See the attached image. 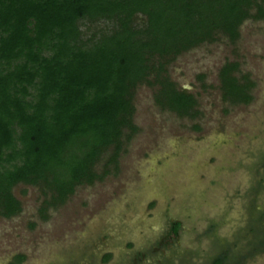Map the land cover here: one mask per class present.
Instances as JSON below:
<instances>
[{
    "label": "rangeland",
    "instance_id": "rangeland-1",
    "mask_svg": "<svg viewBox=\"0 0 264 264\" xmlns=\"http://www.w3.org/2000/svg\"><path fill=\"white\" fill-rule=\"evenodd\" d=\"M80 29L88 36L94 26ZM225 62L252 82L248 104L222 101L217 72ZM165 68L197 115L159 108L158 86L138 84L136 130L122 138L115 171L109 165L101 180L76 186L45 219L40 188L13 187L20 211L0 218V264L16 256L19 264H212L223 255L224 264H264V247L253 249L264 241V18L242 22L233 43L217 35Z\"/></svg>",
    "mask_w": 264,
    "mask_h": 264
},
{
    "label": "trees",
    "instance_id": "trees-1",
    "mask_svg": "<svg viewBox=\"0 0 264 264\" xmlns=\"http://www.w3.org/2000/svg\"><path fill=\"white\" fill-rule=\"evenodd\" d=\"M263 18L264 0H0V218L20 211L18 184L40 188L45 219L76 186L115 171L122 138L136 130L138 84L158 86L159 108L194 118L195 100L168 80L166 65L217 35L233 43L242 22ZM81 23L94 26L88 36ZM235 74V62L218 69L221 99L246 105L253 84ZM179 227L171 224L173 236Z\"/></svg>",
    "mask_w": 264,
    "mask_h": 264
},
{
    "label": "flooded vegetation",
    "instance_id": "flooded-vegetation-1",
    "mask_svg": "<svg viewBox=\"0 0 264 264\" xmlns=\"http://www.w3.org/2000/svg\"><path fill=\"white\" fill-rule=\"evenodd\" d=\"M258 244V243H257ZM242 260H240V258L239 257H236V258H234V260H233V258L230 260V264H236L237 262V264H240V262H241Z\"/></svg>",
    "mask_w": 264,
    "mask_h": 264
}]
</instances>
